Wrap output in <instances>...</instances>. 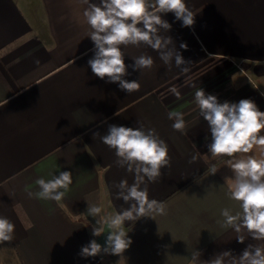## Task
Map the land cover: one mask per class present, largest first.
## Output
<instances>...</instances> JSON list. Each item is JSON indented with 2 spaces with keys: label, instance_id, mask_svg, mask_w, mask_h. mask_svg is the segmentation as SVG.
<instances>
[{
  "label": "crops",
  "instance_id": "crops-1",
  "mask_svg": "<svg viewBox=\"0 0 264 264\" xmlns=\"http://www.w3.org/2000/svg\"><path fill=\"white\" fill-rule=\"evenodd\" d=\"M185 2L194 25L182 27L169 13L164 18L172 29L159 35L172 37L191 61L189 71L165 64L146 44L121 46L126 65L142 54L154 61L139 72L128 68L126 79L139 81L140 88L126 93L88 66L94 45L82 0H0V216L15 224L14 239L0 244L9 255L0 256V264H191L194 250L208 261L264 243L246 230L239 243L221 215L225 208L242 215L241 202L231 199L225 184L234 178L227 164L233 157L211 156V133L194 101L201 87L221 103L251 99L264 111V0ZM170 111L184 115L183 132L173 129ZM109 124H143L168 145L170 166L145 181L149 199L163 202L166 211L125 222L122 230L132 243L123 259L84 258L82 247L99 238L92 226L128 207L116 198L115 185L134 181L116 164L115 150L93 137ZM248 155L264 158V148L234 154ZM61 171L73 180L62 200L29 195L39 191L37 179ZM90 205L100 207V215H87Z\"/></svg>",
  "mask_w": 264,
  "mask_h": 264
},
{
  "label": "clouds",
  "instance_id": "clouds-1",
  "mask_svg": "<svg viewBox=\"0 0 264 264\" xmlns=\"http://www.w3.org/2000/svg\"><path fill=\"white\" fill-rule=\"evenodd\" d=\"M87 5L83 17L91 29L89 38L94 47L93 55L88 60L92 73L108 83L117 84L121 91L131 93L138 91L140 83L128 80V68L133 71L150 69L153 58L142 54L133 59L132 65L125 64V55L121 46L146 44L158 51L160 59L165 64L175 63L181 71H189L190 60H185L182 52L177 49L171 36H161V29L171 31L172 25L164 18L171 13L175 21L182 27L191 28L195 23L193 12L187 7L185 0H82ZM180 49L187 50L186 44H180ZM39 64V61H36ZM170 91L177 97L179 91L173 87ZM194 101L199 107L200 115L207 122L211 143L208 151L211 156L233 157L227 161L234 178H225V184L230 188V197L239 201L242 215L231 214L225 208L221 215L225 223L232 225L236 231V240L243 244L246 236L244 230L255 241H264V158L255 155L236 157V153H249L254 146L264 148V111L251 99H241L239 102L221 103L216 95L208 94L203 88H197ZM168 118L173 120L172 127L183 132L186 129L184 115L179 111H170ZM99 136L102 143L115 150L118 158L116 164L126 167L134 175L133 183L121 180L115 187L118 189L116 198L122 199L128 207L121 208L115 215H109L101 225L92 226V235L99 237L106 228L109 230L102 246L92 239L81 249L84 258L100 255L119 256L129 248L132 241L122 229L125 222L137 221L151 214L163 215L166 206L163 202L149 199L147 181H154L161 175V168L170 166L168 145L162 140L154 128L125 127L109 124L107 132ZM193 162L196 160L194 156ZM212 175L217 172L211 168ZM51 178H39L35 181L39 191L29 193L37 199L60 201L69 191L73 183L72 173L61 171L59 175L50 174ZM101 208L88 206L87 215H100ZM15 224L7 217L0 216V244L14 239ZM201 253L194 250L191 264H264V243H250L239 255L231 251L215 254L210 260L200 259Z\"/></svg>",
  "mask_w": 264,
  "mask_h": 264
},
{
  "label": "water",
  "instance_id": "water-1",
  "mask_svg": "<svg viewBox=\"0 0 264 264\" xmlns=\"http://www.w3.org/2000/svg\"><path fill=\"white\" fill-rule=\"evenodd\" d=\"M108 229L106 228L105 232L99 236V238L96 240L97 243L101 244L102 246L105 244V239H106V236L108 234Z\"/></svg>",
  "mask_w": 264,
  "mask_h": 264
},
{
  "label": "rangeland",
  "instance_id": "rangeland-1",
  "mask_svg": "<svg viewBox=\"0 0 264 264\" xmlns=\"http://www.w3.org/2000/svg\"><path fill=\"white\" fill-rule=\"evenodd\" d=\"M4 247H5L4 245H3V246H0V256H1V257L9 256V255L7 254V252L5 251Z\"/></svg>",
  "mask_w": 264,
  "mask_h": 264
}]
</instances>
